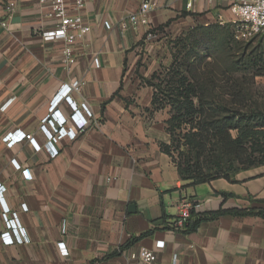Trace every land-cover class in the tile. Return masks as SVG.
I'll return each mask as SVG.
<instances>
[{
  "label": "crops",
  "instance_id": "crops-1",
  "mask_svg": "<svg viewBox=\"0 0 264 264\" xmlns=\"http://www.w3.org/2000/svg\"><path fill=\"white\" fill-rule=\"evenodd\" d=\"M10 1L15 6L7 10ZM143 1L88 2L81 14L90 30L73 44L75 62L67 64L66 42L43 35L56 24L51 0H0V230L7 207L29 237L13 245L0 239V264H143L142 248L156 254L152 264H173L175 256L177 264H264L261 215L226 213L191 232L175 225L192 210L264 209V165L230 179H183L164 150L169 113L154 105V88L136 70L154 29L193 20L228 24L232 14L217 1L188 7L189 0H150L149 24L123 28ZM74 81L82 85L71 97L92 117L75 138L56 144L58 155L26 138L7 144L4 137L18 131L45 146L43 120L60 88ZM56 110L73 112L67 100Z\"/></svg>",
  "mask_w": 264,
  "mask_h": 264
},
{
  "label": "trees",
  "instance_id": "trees-1",
  "mask_svg": "<svg viewBox=\"0 0 264 264\" xmlns=\"http://www.w3.org/2000/svg\"><path fill=\"white\" fill-rule=\"evenodd\" d=\"M220 72L219 76L218 72L200 75L185 70L182 73H187L188 76L182 74L171 89L165 91L163 98L154 94V105L167 109L169 113L167 129L170 135L176 129V124L181 125L187 119L196 121L197 115L202 118L185 134L186 143L194 154L193 161L189 156L176 160L168 144L164 146V150L176 163L180 176L191 180L193 184L219 177L230 179L237 171L264 165L256 154L257 152L264 157V149L248 147L256 141L264 143V107L255 98L256 91L247 87L243 80L241 85L235 76L227 72L229 77L224 81L225 74ZM148 83L156 87L155 84ZM202 116L207 119L204 120ZM207 142L210 144L209 148L206 147ZM237 163L242 166H236ZM226 213H256L264 217V209H227L209 215L192 210L183 223L184 230L195 231L202 222Z\"/></svg>",
  "mask_w": 264,
  "mask_h": 264
},
{
  "label": "rangeland",
  "instance_id": "rangeland-1",
  "mask_svg": "<svg viewBox=\"0 0 264 264\" xmlns=\"http://www.w3.org/2000/svg\"><path fill=\"white\" fill-rule=\"evenodd\" d=\"M139 52L141 58L136 68L137 73L144 82L156 85L152 87L155 94L161 98L182 74L187 75L182 73L185 70L200 75L218 72V76L222 71L225 74L224 81L230 73L241 85L243 80L247 87L253 92L256 91L255 98L261 107H264V38L237 40L229 23L201 25L194 20L179 21L154 29L148 40L142 43ZM176 71L179 74H176ZM262 110L264 113V109ZM195 119L196 121L187 119V122L181 125L176 124V129L170 135L168 146L178 161L188 156L191 161L194 160V154L186 143L185 134L190 131L192 125L202 120L199 115ZM262 121L264 124V119ZM207 144L206 147L209 148V142ZM248 147L264 149V143L256 141ZM256 154L258 160L264 162L263 155L257 152ZM236 166L242 165L237 163Z\"/></svg>",
  "mask_w": 264,
  "mask_h": 264
},
{
  "label": "built area",
  "instance_id": "built-area-1",
  "mask_svg": "<svg viewBox=\"0 0 264 264\" xmlns=\"http://www.w3.org/2000/svg\"><path fill=\"white\" fill-rule=\"evenodd\" d=\"M94 0H51V9L49 17L56 20V24L53 28L45 31L43 35L46 39L55 40L62 39L66 42L64 49L65 62L72 64L75 62L73 55V44L85 36L90 30V26L84 21L81 11L85 8L88 2ZM194 0H189L187 6L191 7ZM210 2H222L229 8L232 18L229 21L233 28L234 36L237 40L248 41L254 38H264V0H208ZM15 6V1H10L7 5V10H12ZM72 7L75 12L71 11ZM153 5L150 0H144L140 5V8L131 13L127 19L122 23V27L126 28L128 25H148V13L152 10ZM220 24H226L221 22ZM107 27H111L109 22H106ZM149 36L152 32H149ZM95 64H99V60H95ZM82 83L80 81H74L72 84L63 85L56 96L52 100L51 115L44 118L43 129L46 131L47 142L45 146H42L36 142L35 138L31 134L25 132H11L7 134L4 139L7 144L12 146L23 139H29L36 150L45 148L51 156H56L59 153V149L56 144L64 137L75 138L78 133L90 124L89 117H92V112L87 108L86 104H82V108H78L76 102L73 101L71 93L81 89ZM67 100L73 109L70 116H64L60 114L58 110H53L62 102ZM86 111L88 116L84 113ZM68 121H71L74 126L67 128L65 125ZM13 161H16L15 159ZM25 177H31L29 170H24ZM111 180V178H109ZM6 191V186L0 182V200L3 199V194ZM4 219L6 221V229L0 230V239L5 245L21 244L29 240L27 232L24 228L19 226L18 222L14 218L8 216L9 208L5 207ZM185 217L180 218L176 222V226L183 227ZM65 224L63 231H65ZM61 252L67 254V248L64 243L58 244ZM139 256L143 264H152L156 260V254L154 251L142 248ZM136 257V254H133ZM173 264H177L176 256L173 259Z\"/></svg>",
  "mask_w": 264,
  "mask_h": 264
}]
</instances>
